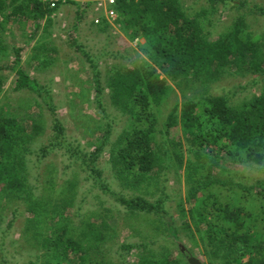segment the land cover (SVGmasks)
Here are the masks:
<instances>
[{"label": "trees", "instance_id": "16d2710c", "mask_svg": "<svg viewBox=\"0 0 264 264\" xmlns=\"http://www.w3.org/2000/svg\"><path fill=\"white\" fill-rule=\"evenodd\" d=\"M84 1L88 2L67 0L81 9L78 18H83L86 6L90 3L89 0ZM203 2L200 11L195 13L190 12L191 6H186L182 0H116L114 5L118 14L115 21L120 24L131 42L141 43L140 48L148 60L132 65L118 62L109 66L106 86L98 77L101 71H97L94 74V89L99 106H103L101 95L108 89L113 105L127 115L125 128L109 152L111 162L118 171L129 175L135 183L146 180V176L156 171L160 159L156 150L157 124H161L158 110L163 101H166L167 93L171 91L167 84L168 79L188 85L200 78H220L235 69L236 73L257 74L262 78L256 77L254 83L264 84V32L249 29L246 20L239 16L214 39L213 30L205 26V19L210 14L216 15L227 0ZM54 11L55 8H48L40 0H0V37L8 24L20 26L25 23L28 28L33 23L37 29L43 19L50 23V16ZM109 23V19L102 15L98 23L103 25L100 31H106L110 27ZM72 41L77 40L73 38ZM59 50L58 45L43 43L34 48L32 56L46 63L58 61V56L53 54H58ZM14 51V64L0 65V96L7 81L6 73L14 71L16 80L13 89L34 92L44 98L43 102L49 106L54 118L51 144L59 147L61 142L56 140L62 137L65 127L52 105L54 97L51 88L41 85L18 64L22 48H14ZM121 52H111V55L131 60V56H124ZM89 55L86 53L88 61L92 62ZM234 103L225 95L205 94L197 101L187 100L180 110L176 103L162 122L167 130L181 126L184 141L173 139L170 142L172 145L182 146L181 150L175 149L174 152L177 165L183 166V146L189 152L196 151L197 156L196 162L193 158L186 161L187 167L200 164L207 166V157L203 158L207 149L217 153L219 163H224L219 164V180L210 183L219 184L220 190H226L228 182L222 179L223 171H227L231 178L232 164L264 168V89L243 105ZM28 121L27 115L17 114L11 102L0 105V218L2 210L7 207L6 204L2 205L4 198L26 200L29 213L27 222L31 224L29 229L35 230L33 236L45 250V264H190L189 257L193 254L182 248L178 227L167 216L162 199L150 201L142 196L125 197L122 194L116 197L133 216L130 217L131 224L142 216L141 213L157 214L163 218L160 223L167 230L163 240L174 244L178 255H174L168 247L158 254L151 252L150 246L157 243L159 237L139 242L127 239L119 244L121 253L114 260L109 259L103 252L107 244L117 237L116 233L111 232L107 218L99 221L100 215L90 212L82 215L77 209L75 216H87L78 223L70 218V215L74 216L73 212L67 213L68 206L72 205L68 197H60L56 202L53 198L46 200L42 196L34 197L32 188L28 186L30 173L25 172L24 153L29 149L28 144L44 134L46 128L42 119L31 123ZM97 124L101 135L91 153L93 162L103 152L107 135L113 125L112 122ZM48 150V146L42 148L44 154ZM209 158L211 159L210 156ZM226 160L231 165H226ZM92 169L96 172V169ZM74 185L73 182L69 183L70 189ZM103 188L113 191L105 185ZM242 189L236 199L221 203L219 192V199L213 203L218 207L211 212L206 209L209 196L200 199L197 195L199 189L192 188L191 197H194V203L190 209L191 220L184 226L190 232H198L203 252L217 256L215 259L218 262L221 258L222 264H264V185L258 190L260 199L252 196L260 207L259 211L245 203H238L252 195L249 187L243 189L244 191ZM180 207L184 217L186 213L182 202ZM253 216L255 219L250 221ZM16 217L17 208L9 220V227ZM258 220L262 226L256 229L259 226ZM44 224L47 226L45 231ZM161 226L158 225V228ZM131 227L135 230L133 225ZM196 240L198 238L195 236L193 241ZM253 250L257 253L251 256ZM222 251L224 253L219 257ZM247 253L248 256L243 258ZM3 263L5 262L0 258V264Z\"/></svg>", "mask_w": 264, "mask_h": 264}, {"label": "rangeland", "instance_id": "374dc122", "mask_svg": "<svg viewBox=\"0 0 264 264\" xmlns=\"http://www.w3.org/2000/svg\"><path fill=\"white\" fill-rule=\"evenodd\" d=\"M98 1L89 0L90 3L86 6L83 18H78L81 13L79 6L67 2L52 12L50 23L43 19L37 29L33 23L28 25L30 26L28 28L25 23L20 26L8 24L1 33L0 58L2 61L0 65L14 64L16 59L14 48H22L18 64L23 66L26 72L37 79L41 85L51 88V94L54 97L52 105L55 106L56 113L65 127L62 137L56 140L61 142V145L53 147L51 127L54 118L49 106L43 102L44 98L28 90L15 91L13 89L15 73L14 71L6 73L7 81L0 96V105L11 102L17 114L27 115L30 123L40 119L45 121V133L32 140L28 144L29 149L24 153L25 172L30 173L28 186L32 188L34 197L42 196L46 200L53 198L54 202L60 197H68L72 205L68 206L67 213L73 212L74 216L70 215V218L78 223L87 216L82 218L75 216L77 209L82 215L86 212L100 215L99 221L107 218L111 232L116 233L117 237L107 244L103 252L109 259L114 260L118 259L121 253L119 244L127 239L139 242L159 237L157 238L159 241L150 246L151 252L158 254L168 247L174 255H178L175 245L163 240L167 232L163 229L165 226L160 223L163 218L157 214L141 213L142 216L131 224L130 217L133 218V216L117 201L116 197L122 194L125 197L142 196L150 201L162 199L165 210L168 212L167 216L178 227L182 248L190 250L192 256L200 258L205 264H222L221 258L218 262L215 259L217 256L203 252V244L198 232L185 229V223L191 220L190 209L194 203L191 189L194 187L199 189L197 195L200 199L209 196L210 200L208 199L206 209L213 212L218 207L213 203L214 200L219 199V192L221 203L236 199L240 189L249 187L251 190L249 193L252 195L238 203H245L259 211L260 207L252 196L260 199L258 190L261 185H264V168L241 164L231 165V162L226 160V165H231L233 173L230 178L227 171H223L222 179L228 184L226 190L222 188L220 190L219 184L210 183V181L219 180V164L224 163L223 161L219 163L217 153L207 149L203 155V158L207 157L206 160L209 163L207 166L200 164L187 167L186 161L193 158L196 162L197 156L196 151L189 152L183 146V166L177 165L174 152L175 149L181 150L182 146L172 145L170 142L173 139L184 141L181 126L167 130L162 122L176 103L179 104L180 110L187 100L197 101L205 94L225 95L229 100L234 101V104L243 105L264 89L263 83H254L256 77L260 79L262 77L251 72L236 73L235 69H232L220 78H200L188 85L168 79L167 84L171 91L167 93L166 101H163L158 110L161 124H157L156 150L160 159L156 171L146 176V180L135 183L129 175L118 171L111 162L109 152L113 147L112 144L125 128L127 115L118 106L113 105L108 89H105L101 95L103 106H99L95 97L94 74L100 70L101 75L98 77L106 86V72L109 66L118 62L132 65L148 60V57L142 52L141 43L131 42L115 19L109 20L110 27L106 31H100L103 25L95 21L101 20L102 15L105 16V14L97 7ZM182 2L186 6H191L189 11L193 13L200 11L204 4L203 0H182ZM222 6L223 8L216 15L210 14L208 17L210 21L208 18H203L206 20L205 26L213 30L212 38L215 39L217 34L228 29L239 16L246 20L249 29L259 33L264 32V0H227V3ZM73 38L77 41H72ZM43 43L60 47V52L53 54L55 57L58 56V61L46 63L39 58H33L34 48ZM120 50L122 51L120 54L131 56V60L127 61L121 56L115 58L111 55V52L117 54ZM86 53L90 54L92 62L88 61ZM97 122L103 125L112 122L113 125L107 135L108 139L103 152L98 158H94L96 160L93 162L91 153L101 135ZM47 146L49 150L44 154L42 148ZM92 168L96 169V172ZM71 182L75 184L73 189L69 187ZM103 185L110 187L113 191L103 188ZM232 188H235L234 191ZM180 202L186 213L184 217ZM5 204L7 207L2 210V218H0V258L5 262L3 264H45L47 260L45 250L40 241L34 238L35 230L29 229L31 224L27 222L29 213L26 200L4 198L2 205ZM16 208L17 217L9 227V220ZM254 219L255 216L249 220ZM254 223L255 221L252 224ZM257 224L259 226L256 229H259L262 226L261 222L258 220ZM132 225L135 230L132 229ZM158 225L162 226L158 228ZM46 227L44 224V231ZM195 236L198 240L193 241ZM255 252L253 250L250 255H255ZM223 253L224 251L219 257ZM247 256L248 253L243 255V258Z\"/></svg>", "mask_w": 264, "mask_h": 264}, {"label": "built area", "instance_id": "2783aa9c", "mask_svg": "<svg viewBox=\"0 0 264 264\" xmlns=\"http://www.w3.org/2000/svg\"><path fill=\"white\" fill-rule=\"evenodd\" d=\"M45 3L48 8H59L61 5L67 3V0H40ZM116 0H99L97 3V7L104 11L106 18L109 20L116 19L118 17L117 11L114 8ZM97 24L100 23V19H96Z\"/></svg>", "mask_w": 264, "mask_h": 264}, {"label": "water", "instance_id": "95a60500", "mask_svg": "<svg viewBox=\"0 0 264 264\" xmlns=\"http://www.w3.org/2000/svg\"><path fill=\"white\" fill-rule=\"evenodd\" d=\"M189 263L190 264H205L201 261L200 258L196 257V256H191L189 257Z\"/></svg>", "mask_w": 264, "mask_h": 264}, {"label": "crops", "instance_id": "0c3cea01", "mask_svg": "<svg viewBox=\"0 0 264 264\" xmlns=\"http://www.w3.org/2000/svg\"><path fill=\"white\" fill-rule=\"evenodd\" d=\"M103 12V10H101Z\"/></svg>", "mask_w": 264, "mask_h": 264}]
</instances>
